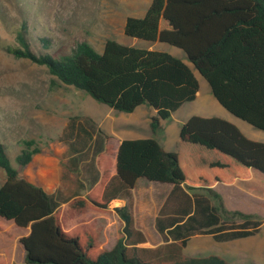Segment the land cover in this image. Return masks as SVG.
Masks as SVG:
<instances>
[{
  "label": "trees",
  "instance_id": "1",
  "mask_svg": "<svg viewBox=\"0 0 264 264\" xmlns=\"http://www.w3.org/2000/svg\"><path fill=\"white\" fill-rule=\"evenodd\" d=\"M122 32L181 50L221 107L264 131V0H150L142 17L125 18ZM14 34V43L3 49L45 67L60 84L118 112L151 108V134L198 92L189 66L163 51L106 39L101 52L84 41L66 52L49 37L33 38L24 23ZM96 132L100 136L92 142L83 128L64 140L70 170L84 173L87 184L83 196L64 201L18 175L11 147L0 136V219L28 229L18 240L25 264H230L218 255L189 257L183 251L194 234L231 240L258 231L259 216L226 211L212 190L218 183L247 182L254 170L264 176V143L245 138L233 124L190 116L179 128L174 152L152 138L123 139L110 176L109 137ZM38 152L33 141H24L13 160L25 167ZM139 179L172 186L154 219L161 243L153 247L144 246L145 237L134 227L132 189ZM116 200L124 201L111 208L122 223L121 236L109 250L98 246L90 230L63 228L61 204L76 213L84 208L104 213Z\"/></svg>",
  "mask_w": 264,
  "mask_h": 264
},
{
  "label": "rangeland",
  "instance_id": "2",
  "mask_svg": "<svg viewBox=\"0 0 264 264\" xmlns=\"http://www.w3.org/2000/svg\"><path fill=\"white\" fill-rule=\"evenodd\" d=\"M148 2L149 0H0V136L11 147L9 155L19 176L47 190L54 189V194L63 201L83 196L87 189L85 175L79 170H70L67 147L64 144V140L68 136L77 135L80 128L88 132L91 142L100 136L96 129H101L108 135L110 153L106 157L109 176L113 174L115 151L120 140L153 138L165 150L174 152L181 124L193 115L228 119L245 138L264 143V131L233 117L215 101L208 85L181 50L164 43L143 41L123 34L125 17L139 14ZM23 23L33 38L49 37L66 52L80 41L101 52L106 39L125 46L166 52L180 59L192 70L199 86L197 98L184 103L160 123L156 134H151L149 121L154 111L148 106L140 105L131 113L112 110L93 100L84 91L60 84L47 73L45 67L7 53L3 47L14 43V31ZM30 48L35 52L33 44ZM28 140L34 142L39 152L27 166L20 167L13 157L23 148V142ZM85 167L80 165L79 169L83 171ZM3 179L0 171V184ZM138 185L140 187L137 186L136 194L139 191L138 198L143 200V204L136 209V217L139 219L147 214L145 203L150 199L154 184L139 182ZM228 204L244 213L262 214L259 217L264 219V176L254 172L246 191L231 193ZM58 211L64 229L75 227L94 232L96 243L104 250L110 249L121 236L122 223L110 209L101 213L84 208L76 213L66 204H61ZM226 220L233 224L238 221ZM148 223L150 236L153 238H148L144 246L151 247L159 244L161 239L150 228L151 217ZM27 232V229L16 228L10 221L0 219V260L25 264L24 252L18 240ZM260 233H264V226ZM210 248L217 250L211 238H192L184 249V254L189 256L188 249L209 252ZM248 258L251 260L254 257L248 254Z\"/></svg>",
  "mask_w": 264,
  "mask_h": 264
},
{
  "label": "crops",
  "instance_id": "3",
  "mask_svg": "<svg viewBox=\"0 0 264 264\" xmlns=\"http://www.w3.org/2000/svg\"><path fill=\"white\" fill-rule=\"evenodd\" d=\"M149 2H150V0H149ZM149 2H148V4H149ZM148 4H147V6H148ZM146 7H144L139 14L133 15L131 17H136V18L142 17ZM197 95H198V92L196 94L195 99L197 98ZM197 116H199V115H197ZM200 117L208 118V117H213V116L200 115ZM221 119H223V120H225L227 122L229 121V123L233 124L237 128V126L233 122H231L230 120L225 119V118H221ZM137 139H141V138H137ZM119 142H118V144H119ZM176 144H177V141H176ZM161 148L164 151H166V152H170V150H165L162 146H161ZM175 150H176V146H175ZM113 172H114V165H113ZM254 172L255 171H252L251 177H250L249 181H247V182L236 181V182H234L233 184H230V185H223V184H219L218 183V184H215L212 187V190L214 192H216L221 197L223 207L225 208L226 211H239V212H241L243 214H247V215L262 216V214L247 213V212L244 213V212L240 211L238 208H231L229 206V204H228V199H229L231 193H233L235 191H238L240 193H242L243 191H246V187H248V185L250 184V181H251V178H252ZM139 182H145L146 184L148 183V181H146L144 179H139V180L136 181L135 186L132 189V198H133V207H132V211L133 212H132V215H133L134 227L142 233V235L145 237V239L147 241L148 238L152 237V236H150L151 234L149 232V230H150L149 229V223H148L149 222V218L151 217V219H152V223H150V228L153 231V230H155V228H154V219H155L156 215L158 214L160 208L162 207L164 201L166 200V198H167L172 186L170 184H161V183H153L152 182L154 184V186L152 187L151 192H150V199L146 200V203H145L146 204L145 213H147L148 215L147 214L143 215L142 217H139V219H138L136 217V209H137L138 206L143 204V200L138 198V194L140 195V192L138 191V194H136V189H137V186H139L138 185ZM140 186H142V185L140 184ZM41 188L43 190H45L46 192H48V193H54L55 192L54 189L47 190L44 187H41ZM123 204H124V201L116 200V201H112L110 203L109 207H110V210H111V208L119 207V206H121ZM261 221L262 222H261V224L258 227V231L254 235H251V236H248V237H244V238H237V239H231V240H214L213 236L210 235V234L209 235L208 234H194V235H192L189 238V240L187 242V245L189 244V242H190V240L192 238L196 239V238H200V237H204V238L205 237H209V238H211V240H213L215 242V246H216L217 250L215 251V250H213L214 248H210L209 252H208V250H205V252H199L198 250L195 251V250L188 249L189 257H198V256H206V255H218V256L226 259L230 264H246V263H249V264H264V233H260L261 227L264 226V219H262ZM147 226H148V228H147ZM156 233H157V231H156ZM157 235L160 237V235L158 233H157ZM159 244H157V245H159ZM151 247H153V246H151ZM248 254L252 255L254 258L249 260ZM5 262H6V264L12 263V262L9 263L7 259H6Z\"/></svg>",
  "mask_w": 264,
  "mask_h": 264
},
{
  "label": "water",
  "instance_id": "4",
  "mask_svg": "<svg viewBox=\"0 0 264 264\" xmlns=\"http://www.w3.org/2000/svg\"><path fill=\"white\" fill-rule=\"evenodd\" d=\"M255 172H257L256 170H254ZM257 173H259V172H257ZM260 174V173H259ZM261 175V174H260Z\"/></svg>",
  "mask_w": 264,
  "mask_h": 264
}]
</instances>
